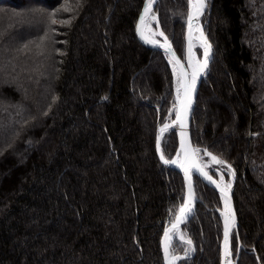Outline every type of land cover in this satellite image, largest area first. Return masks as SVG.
<instances>
[{"label": "trees", "instance_id": "trees-1", "mask_svg": "<svg viewBox=\"0 0 264 264\" xmlns=\"http://www.w3.org/2000/svg\"><path fill=\"white\" fill-rule=\"evenodd\" d=\"M145 4L0 0V264H157L185 188L157 153L176 84L169 54L137 36ZM210 5L213 58L193 143L203 160L207 150L225 162L207 167L214 177L235 179L238 264H264V0ZM154 11L181 54L188 0ZM176 150L173 129L162 151ZM195 185L183 230L192 245L172 250L194 249L178 264H221L222 198L200 176ZM239 249L233 235L234 257Z\"/></svg>", "mask_w": 264, "mask_h": 264}, {"label": "water", "instance_id": "water-1", "mask_svg": "<svg viewBox=\"0 0 264 264\" xmlns=\"http://www.w3.org/2000/svg\"><path fill=\"white\" fill-rule=\"evenodd\" d=\"M157 2H158V0H155V2L153 4V11L149 14H152L154 12ZM205 2H206V7L204 8L202 15H200L199 19L193 25L192 34H191V53H189V42H190L189 41V26H188L189 5H188L186 22H185V28L183 31V46H182V53L181 54L175 49L174 45L172 44L171 40H169V39H167V42L171 45V51L166 52L165 49L160 47L158 44L154 45L152 43H147V42H145V39L141 38V35L138 32L137 28H138V25L140 23V18L144 12L145 6H144V8H143V10L139 16V19L137 22V27H136L137 36L142 43H144L145 45H147L149 47L165 51L174 59V62H175V59L180 60L181 64L184 65L185 70L189 73V81L191 79L190 68L188 67L189 55H191V57H192V63H194V61L197 60L199 62V67H201L205 61V48L208 45H210V48L208 49V56H207V67L204 69V71L202 73H200V75L196 79L195 89H194V91L191 92L190 107L187 108L186 113L183 111L181 113V118H182V121H183L185 126L181 127V123L178 121L176 122L177 125L179 126V128L178 127L175 128L176 133H177V150H176L175 155L172 157V159H167L164 156L163 151H162V137H163L164 133L161 134L160 129L165 123H163V124L159 123V125H158L157 138L160 137V141H159V148H158L157 142H156L157 153H158V156H159L161 161H162L161 155H163L165 159L170 160V161L171 160H177V164H171V163L165 164L163 161H162V163H164L165 165H167L170 168L176 169L182 175V178L184 181V188H185V197H184V201L182 204H184L185 201L189 198L188 181L186 180V177H185L184 168L189 169L190 176H191V187H192V192L194 194V199H192V201L190 203L191 212L186 214L185 221L179 225V231H181V232L192 222V220L196 216L197 202H198L199 198H198V195L196 192L195 175L200 176L207 184H209L211 187L216 189L222 198L221 191L219 188H217L216 184H213L209 180L205 179L204 176H202L200 174V172L198 171L199 167L195 163V160H196V162H199L200 165H202V167L206 171H207V169L203 166L202 162L199 160V158L197 156V153L194 151L196 149V147L193 143V137H192V125H193L195 108H196V104H197L198 92H199V89H200V86L202 84L204 77L208 74V72L210 70L211 61L213 58V49H214V46L210 40V34H209V30H208V25L210 22V14H211L210 0H205ZM197 33L199 34L198 39H196ZM146 38L148 40H151L148 37H146ZM157 41H159L160 44H163L165 42L164 38H163V40H157ZM195 42H197L196 45H195ZM194 46H196V48ZM193 51H195V53H196V59H194L192 56ZM173 53H174L175 58L173 57ZM177 70H178V72L180 71L179 66H177ZM181 98L184 101L185 105H187V99L184 97L183 88L181 89ZM173 121H176V116H175L174 120H172V122ZM181 133H184L183 137L181 136ZM182 140H183V148H182ZM185 153H187V158L185 157ZM217 158L219 159V157H217ZM180 164H183L184 167L183 168L180 167L179 166ZM191 165H195V167H191ZM207 172L209 173L210 176H212L213 180H215L217 183H220V179H217L216 177H214L209 171H207ZM223 183H224V180H223ZM231 185H232V187H231L230 191L228 192V195L230 196L231 213L234 214V217H235V227L230 229L229 243H230V248H231L232 235L234 234L240 249H239L238 255L235 259H234L233 255H231V261H232V264H238L239 254H240V250L242 247V243H241L240 235H239V220H238V216H237L235 205H234V199H233L235 179L233 180ZM220 186L222 187V184ZM223 211H225L224 207L220 208L218 210L220 215H221V212H223ZM222 219H223V223H224V218L222 217ZM174 221H175V218L172 221L167 222L166 227L164 228L162 234L160 235V237L157 241V244L155 247V253H154L157 264H165V259H164L165 230L170 229ZM175 233H176L175 230L170 233V235L172 236L171 249L170 250H172V246H173V243L175 242V240H177L180 237L179 235H176ZM223 245H224V236H223L222 243H221V264H224ZM174 254L180 256L181 258L185 256L184 254L175 253V252H174ZM179 260H177L175 262V264H178Z\"/></svg>", "mask_w": 264, "mask_h": 264}, {"label": "snow or ice", "instance_id": "snow-or-ice-1", "mask_svg": "<svg viewBox=\"0 0 264 264\" xmlns=\"http://www.w3.org/2000/svg\"><path fill=\"white\" fill-rule=\"evenodd\" d=\"M155 0H146L144 12L140 18V23L138 25V32L141 35L142 39H145V42L152 43L154 45H159L160 47L164 48L166 52L171 51V45L167 42V37H164V43L160 44L157 40H148L144 36L143 28L145 26V20L149 17V13L153 11V4ZM189 5V12H188V26H189V53H191V34L194 23L199 19L200 15H202L204 8L206 7L205 0H188ZM65 10H68L67 8ZM54 15V14H53ZM152 19H155L154 15L151 17ZM52 23H56L55 20L52 21ZM64 23H67L66 21ZM155 35V34H154ZM160 36H164L163 32L159 33ZM210 48V45H208L205 48V61L201 67H194L192 63V57L189 55V64L188 67L192 68L191 72V79L189 81V73L185 70L184 65L181 64L179 59H175V64L173 66V74L177 77V96H176V105H174V108L176 109V121L180 122L181 127H184V123L181 118L182 111L186 113L187 108L190 107L191 104V92L195 89V83L197 77L204 71V69L207 67V56H208V49ZM174 57V53H173ZM175 58V57H174ZM199 63V62H197ZM177 66H179V73H177ZM184 90V97L187 99V105H185L184 101L181 98V89ZM169 128L168 124H164L160 132L163 134L167 129ZM184 133H181V136L183 137ZM159 141L160 137L157 138V146L159 148ZM182 148H183V140H182ZM195 152H199V149H195ZM205 154L211 157V160L216 164L223 165L225 162L223 160L218 159L216 156H213L211 153L207 152L205 150ZM179 155V154H178ZM185 157L187 158V153H185ZM161 159L165 164L171 163V164H177V160H167L164 158L163 155H161ZM180 167H184L183 164L179 165ZM191 167H195V165H191ZM230 169V166H228ZM198 171L202 176H204L205 179L209 180L211 183L216 184L217 188L220 189L222 198L224 199L225 203V209L226 211L221 212V216L224 218V245H223V255H224V264H232V261L229 259V257L232 255L230 244H229V233L230 229L235 227V217L234 214L231 213V202H230V196L228 195V192L230 191L232 185L231 182L226 184L224 187H221L220 185L223 183V176L220 177V183H217L215 180L212 179V176L208 174V172L204 171L203 168H198ZM185 177L188 181V188H189V198L185 201L184 204L180 205L178 209V213L175 217V221L173 222L170 229L165 230L164 235V259L165 264H175V262L179 259H181L180 256L174 254V250L171 249V241L172 236L170 235L171 232L175 230L177 234H179V225L183 223L186 219V214L191 212L190 203L192 199H194V194L192 192L191 187V176L188 168H184ZM234 176V172L232 173ZM180 240L191 246L192 241L191 239L186 238L183 234H179ZM190 251H194V249H185V256L189 254Z\"/></svg>", "mask_w": 264, "mask_h": 264}, {"label": "rangeland", "instance_id": "rangeland-1", "mask_svg": "<svg viewBox=\"0 0 264 264\" xmlns=\"http://www.w3.org/2000/svg\"><path fill=\"white\" fill-rule=\"evenodd\" d=\"M23 1H26V0H23ZM154 15V17H155V19H150V21H149V24H148V27H147V31H148V34H149V37L150 38H152L153 40L154 39H156V40H158V39H161V36L159 35V33L160 32H163L162 31V28H160L161 27V25L159 24V19H158V16H157V14H153ZM152 15V16H153ZM95 20H96V16H95ZM185 22H186V20H185ZM185 28V27H184ZM164 33V32H163ZM155 34V35H154ZM162 37H166V35H165V33H164V36H162ZM170 40V39H169ZM171 61H172V67L174 66V64H175V62H174V60L171 58ZM177 73H179L178 72V70H177ZM174 82H175V84H176V89H177V77L176 76H174ZM209 103V102H211V100H209V99H207L206 101H205V103ZM171 111H172V116H170V117H168L167 119H166V121H164L163 123H165V122H167V121H172L173 119H174V115H175V111H174V106H172V109H171ZM162 123V124H163ZM168 131H170L169 129L167 130V131H165L164 132V134L165 133H167ZM164 136V135H163ZM162 139H163V137H162ZM213 156H216V155H214V154H212ZM198 157H199V160L202 162V164H203V166L207 169V167H210L211 165L212 166H216V167H218L219 166V164H216V163H214L212 160H211V157L209 156V159L208 160H203L202 158H203V156L202 155H200L199 153H198ZM208 171V170H207ZM220 171V170H219ZM232 177V176H231ZM234 177H235V172H234ZM225 180V179H224ZM226 183V182H225ZM229 183V182H228ZM227 183V184H228ZM234 235V234H233ZM232 235V236H233ZM180 238V237H179ZM231 246H232V241H231ZM231 252H232V250H231ZM233 255V254H232ZM234 257V256H233ZM237 257V256H236ZM236 257H234V259L236 258ZM230 260H231V256H230Z\"/></svg>", "mask_w": 264, "mask_h": 264}, {"label": "bare ground", "instance_id": "bare-ground-1", "mask_svg": "<svg viewBox=\"0 0 264 264\" xmlns=\"http://www.w3.org/2000/svg\"><path fill=\"white\" fill-rule=\"evenodd\" d=\"M151 17H152V14H149V17L148 18H146V20H145V26H144V28H143V32H144V35L146 36V37H148L149 39H151V40H153L152 38H150L149 37V34H148V31H147V27H148V24H149V21H150V19H151ZM198 37H199V34L197 33L196 34V39H198ZM196 43L197 42H195V45H196ZM195 48H196V46H194ZM192 56H193V58L194 59H196V53H195V51H193V53H192ZM198 61L197 60H195L194 61V63H193V66L194 67H199V63H197ZM191 72H192V68H190V77H191ZM175 111V115H174V118H175V116H176V109L174 110ZM174 120V119H173ZM174 122V121H173ZM172 121H167V123L165 122V124H168L169 125V128L168 129H170V130H173V129H175V128H179V126L177 125V123L175 122V123H173ZM197 153V156H198V152H196ZM199 158V157H198ZM195 163L197 164V166L199 167V168H203L202 167V165H200V163L199 162H196V160H195ZM204 169V168H203ZM204 171H206L205 169H204ZM207 172V171H206ZM209 174V173H208ZM226 184L225 183H222V187H224ZM222 200H223V203H224V199L222 198ZM224 209H225V203H224ZM225 211H226V209H225ZM176 235H179V234H182V232L181 231H179V234H177V233H175ZM230 235V234H229ZM230 244V243H229ZM229 259H230V257H229Z\"/></svg>", "mask_w": 264, "mask_h": 264}]
</instances>
